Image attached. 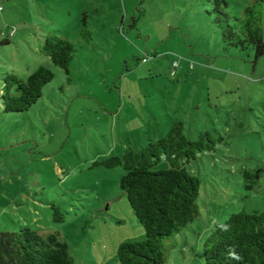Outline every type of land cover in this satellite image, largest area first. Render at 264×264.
I'll use <instances>...</instances> for the list:
<instances>
[{
    "label": "rangeland",
    "instance_id": "obj_1",
    "mask_svg": "<svg viewBox=\"0 0 264 264\" xmlns=\"http://www.w3.org/2000/svg\"><path fill=\"white\" fill-rule=\"evenodd\" d=\"M226 1L233 21L251 0ZM212 10L209 0H0V95L7 73L53 71L27 110L4 112L0 99V232H57L74 264H119L117 246L144 228L122 166L93 162L158 139L171 118L190 140L222 139L185 166L200 181V215L167 240L164 264H202L214 222L264 210V55L226 45ZM49 32L76 45L68 73L41 51Z\"/></svg>",
    "mask_w": 264,
    "mask_h": 264
},
{
    "label": "trees",
    "instance_id": "obj_2",
    "mask_svg": "<svg viewBox=\"0 0 264 264\" xmlns=\"http://www.w3.org/2000/svg\"><path fill=\"white\" fill-rule=\"evenodd\" d=\"M213 3L214 23L220 28L222 41L239 49H251L253 61L264 55V0H251L240 15L231 21L225 11L226 0ZM89 32L82 29V37ZM90 35V34H89ZM87 41L88 37H84ZM76 45L54 32L42 35L41 51L53 65L69 72ZM53 78V71L37 66L25 79L13 73L4 76L1 105L4 112H23L42 95V88ZM222 139L208 130L190 140L180 120L172 119L165 135L149 137L140 148L127 147L120 155L93 162V166L113 169L122 166L124 174L119 186L130 207L144 228V237L121 242L116 248L119 264H164L173 245L167 240L179 233L200 215L197 198L200 181L185 167L199 153L215 149ZM165 160L167 167L158 168ZM245 187L253 188L256 174L244 171ZM53 220L64 216L52 205ZM202 264H264V210L231 213L222 222L216 221L202 245ZM0 264H74L70 245L57 232L41 235L28 225L0 232Z\"/></svg>",
    "mask_w": 264,
    "mask_h": 264
},
{
    "label": "crops",
    "instance_id": "obj_3",
    "mask_svg": "<svg viewBox=\"0 0 264 264\" xmlns=\"http://www.w3.org/2000/svg\"><path fill=\"white\" fill-rule=\"evenodd\" d=\"M147 137H149L150 138V136L148 135ZM151 139V138H150ZM94 262H96V261H94Z\"/></svg>",
    "mask_w": 264,
    "mask_h": 264
},
{
    "label": "built area",
    "instance_id": "obj_4",
    "mask_svg": "<svg viewBox=\"0 0 264 264\" xmlns=\"http://www.w3.org/2000/svg\"><path fill=\"white\" fill-rule=\"evenodd\" d=\"M174 69V68H173ZM171 73H173V70H172V72Z\"/></svg>",
    "mask_w": 264,
    "mask_h": 264
}]
</instances>
